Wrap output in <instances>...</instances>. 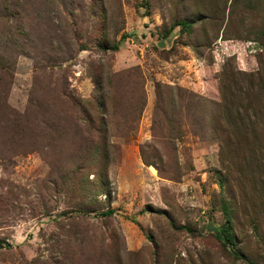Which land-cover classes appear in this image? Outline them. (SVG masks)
<instances>
[{
	"label": "rangeland",
	"instance_id": "1",
	"mask_svg": "<svg viewBox=\"0 0 264 264\" xmlns=\"http://www.w3.org/2000/svg\"><path fill=\"white\" fill-rule=\"evenodd\" d=\"M45 2L0 24V264H247L226 217L264 264V0Z\"/></svg>",
	"mask_w": 264,
	"mask_h": 264
},
{
	"label": "trees",
	"instance_id": "2",
	"mask_svg": "<svg viewBox=\"0 0 264 264\" xmlns=\"http://www.w3.org/2000/svg\"><path fill=\"white\" fill-rule=\"evenodd\" d=\"M45 0H0V24L3 22L2 20H4V22H7L9 20L11 21H17L19 23L20 19L22 18V15H26L28 14V11L33 8L36 13L35 15H39L40 12L43 10L42 6L45 5ZM38 11V12H37ZM47 17V16H46ZM38 27L37 29H39V24H41V20H38ZM175 25L179 26V29L182 31H188L189 27L191 26V23L186 20V19H180V20H176L174 22ZM5 25V23L3 24ZM20 27L21 25L18 27H15V32L16 33H20L23 35L25 33H23L22 31H20ZM41 36L45 35L48 36V33H46L43 29L41 31H37ZM21 46V45H20ZM102 49L105 48L104 45L100 46ZM112 48H116V44H114L112 46ZM7 57L5 55H0V69H2L3 72L7 73ZM221 87L223 86V88L225 87V89H227V92L229 93V96H231L229 89L231 87V85H235V77H234V73L232 71H223V73L221 74ZM6 83H4L2 85V87L5 89L6 87ZM0 86V99H3V88ZM2 93V94H1ZM65 96L67 94L63 93ZM203 102H200L199 104H197L196 106L193 104V108L195 109V111L198 110L199 106L202 105ZM99 106H102V101L98 102ZM230 100H228V98H226V96H223L221 99L220 103H216V111L215 114L213 115V120L216 122H219L220 118L223 116V119L226 123L230 124L232 126L231 130H236L234 133H238L241 130H245L246 129V125L243 124V117H241L240 115H238V113H236V118L237 120H235L234 118L231 119L230 115ZM3 107L4 104L2 103V105L0 104V114H4L3 112ZM174 107V104H173ZM80 110L82 111V113L84 114L87 122H89V124H93L92 121V117H90V115L88 114V112L85 110V108H80ZM203 117V116H202ZM200 116L197 117L196 123L198 124H203V121H201ZM237 122V123H236ZM218 126L220 127V124H218ZM248 126V125H247ZM221 130V129H220ZM101 134L98 138V149L101 153V157L104 160V162H107L108 157H109V153H108V149H107V142H106V137H105V132H103V130L101 131ZM245 143H247V141L244 139ZM252 169V168H250ZM223 212L226 214L228 213L226 208H223ZM112 213L111 209H106L104 211H100L99 214L102 216L105 215H110ZM172 226L175 229H185V231L187 232H191L192 230L186 226L183 225H174L172 223ZM214 237L217 240H221L223 246L228 245L229 247H231V254L233 255L234 258L236 259H242L244 260L247 264H257L256 262H254L253 260L249 259L247 256L243 255L242 253L236 251L235 249H233L234 246V241H233V231H232V224L229 221V218L226 217L224 220V223L219 227V229L217 231L213 232Z\"/></svg>",
	"mask_w": 264,
	"mask_h": 264
}]
</instances>
